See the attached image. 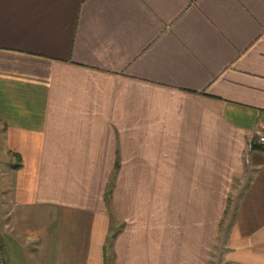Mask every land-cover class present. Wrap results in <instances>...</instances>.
I'll return each mask as SVG.
<instances>
[{"label": "crops", "instance_id": "1", "mask_svg": "<svg viewBox=\"0 0 264 264\" xmlns=\"http://www.w3.org/2000/svg\"><path fill=\"white\" fill-rule=\"evenodd\" d=\"M260 132L264 0H0L9 264H264Z\"/></svg>", "mask_w": 264, "mask_h": 264}, {"label": "built area", "instance_id": "2", "mask_svg": "<svg viewBox=\"0 0 264 264\" xmlns=\"http://www.w3.org/2000/svg\"><path fill=\"white\" fill-rule=\"evenodd\" d=\"M253 144H256L258 146H264V132H260L255 136V138L252 140L250 145L252 146ZM0 245L2 246L1 238H0ZM0 264H9V261L6 258V255H4L1 248H0Z\"/></svg>", "mask_w": 264, "mask_h": 264}, {"label": "trees", "instance_id": "3", "mask_svg": "<svg viewBox=\"0 0 264 264\" xmlns=\"http://www.w3.org/2000/svg\"><path fill=\"white\" fill-rule=\"evenodd\" d=\"M252 147H253V148H258V149H261V150L264 151V146H258V145H256V144H253ZM16 167H19V164H17ZM0 248H1V250L3 251V253H4V250H3V243H2V246H1Z\"/></svg>", "mask_w": 264, "mask_h": 264}, {"label": "rangeland", "instance_id": "4", "mask_svg": "<svg viewBox=\"0 0 264 264\" xmlns=\"http://www.w3.org/2000/svg\"><path fill=\"white\" fill-rule=\"evenodd\" d=\"M0 173H2V171H0ZM9 173L12 175V172H9ZM0 238H1V237H0ZM0 246H1V245H0ZM4 249H5V247H4ZM4 255H6L5 252H4Z\"/></svg>", "mask_w": 264, "mask_h": 264}]
</instances>
